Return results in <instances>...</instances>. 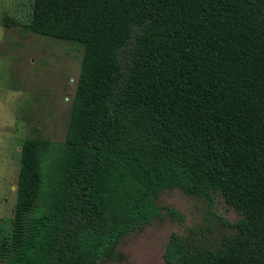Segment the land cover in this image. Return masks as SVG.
<instances>
[{"label": "trees", "instance_id": "trees-1", "mask_svg": "<svg viewBox=\"0 0 264 264\" xmlns=\"http://www.w3.org/2000/svg\"><path fill=\"white\" fill-rule=\"evenodd\" d=\"M6 27L82 47L65 139L21 145L0 264H96L167 210V188L241 215L213 248L172 234L167 264H264V0H32Z\"/></svg>", "mask_w": 264, "mask_h": 264}, {"label": "rangeland", "instance_id": "rangeland-1", "mask_svg": "<svg viewBox=\"0 0 264 264\" xmlns=\"http://www.w3.org/2000/svg\"><path fill=\"white\" fill-rule=\"evenodd\" d=\"M31 13L32 0H0V242L12 228L22 142L32 135L65 139L83 53L77 44L2 24L6 16L28 22ZM156 201L182 220L164 210L123 238L115 257L96 264H167L172 234L195 232L215 248L242 217L220 193L208 201L167 188Z\"/></svg>", "mask_w": 264, "mask_h": 264}]
</instances>
